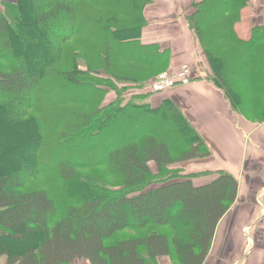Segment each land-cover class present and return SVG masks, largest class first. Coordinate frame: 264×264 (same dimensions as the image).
I'll return each mask as SVG.
<instances>
[{"label": "trees", "instance_id": "trees-1", "mask_svg": "<svg viewBox=\"0 0 264 264\" xmlns=\"http://www.w3.org/2000/svg\"><path fill=\"white\" fill-rule=\"evenodd\" d=\"M191 1L185 19L209 79L232 111L263 122L264 26L246 40L236 31L251 0ZM148 3L0 4L4 264H157L163 255L203 264L237 180L225 171L183 172L182 162L211 151L176 101L153 106L141 100L150 92L125 101L126 88L169 67L167 48L141 42ZM205 175L217 176L194 184Z\"/></svg>", "mask_w": 264, "mask_h": 264}, {"label": "crops", "instance_id": "crops-1", "mask_svg": "<svg viewBox=\"0 0 264 264\" xmlns=\"http://www.w3.org/2000/svg\"><path fill=\"white\" fill-rule=\"evenodd\" d=\"M246 8L236 25L238 35L245 40L253 26H264V0H251ZM191 12V0H149L145 6L147 25L141 42L168 49L169 73L189 64L194 78L167 92H153L148 101L153 106L167 97L176 101L211 151L208 157L182 162L183 172L225 171L237 180L235 201L218 221L203 264H264V121L252 122L232 111L223 90L209 79L210 66L185 19ZM216 176L196 177L193 182L206 184ZM5 260L0 256V264ZM155 261L176 264L168 255ZM70 264L91 263L80 258Z\"/></svg>", "mask_w": 264, "mask_h": 264}, {"label": "built area", "instance_id": "built-area-1", "mask_svg": "<svg viewBox=\"0 0 264 264\" xmlns=\"http://www.w3.org/2000/svg\"><path fill=\"white\" fill-rule=\"evenodd\" d=\"M191 80V67L188 64H183L176 73L169 72L159 73L150 83L153 91H167L176 86L189 84Z\"/></svg>", "mask_w": 264, "mask_h": 264}, {"label": "rangeland", "instance_id": "rangeland-1", "mask_svg": "<svg viewBox=\"0 0 264 264\" xmlns=\"http://www.w3.org/2000/svg\"><path fill=\"white\" fill-rule=\"evenodd\" d=\"M5 1H7V0H0V4L2 3V2H5ZM2 7V6H1ZM247 8L243 11V20H245V18H246V15H247ZM81 63V62H80ZM82 64V63H81ZM154 79V78H153ZM152 79V80H153ZM151 80V81H152ZM148 84H150V82H146L145 84H144V86H142L141 88H138V87H136V86H129L128 88H126V90L124 91V98H125V101H127L129 98H132L133 96H135V95H132V94H137V95H141V94H149V92L152 94L153 93V91L152 90H150V88L147 86ZM118 85H120V84H118ZM119 87V86H118ZM115 98V92L114 91H109V93L107 94V96H106V99H105V101L108 103V102H110V101H112L113 99ZM139 100V99H138ZM141 100H148V98H146V99H141ZM2 125H1V123H0V127H1Z\"/></svg>", "mask_w": 264, "mask_h": 264}]
</instances>
